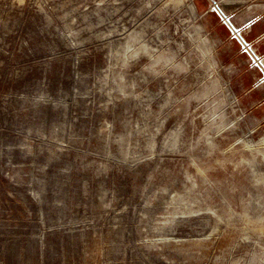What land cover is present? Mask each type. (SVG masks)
I'll list each match as a JSON object with an SVG mask.
<instances>
[{
    "label": "rangeland",
    "instance_id": "374dc122",
    "mask_svg": "<svg viewBox=\"0 0 264 264\" xmlns=\"http://www.w3.org/2000/svg\"><path fill=\"white\" fill-rule=\"evenodd\" d=\"M253 59L264 0H0V264H264Z\"/></svg>",
    "mask_w": 264,
    "mask_h": 264
},
{
    "label": "flooded vegetation",
    "instance_id": "af4514ba",
    "mask_svg": "<svg viewBox=\"0 0 264 264\" xmlns=\"http://www.w3.org/2000/svg\"><path fill=\"white\" fill-rule=\"evenodd\" d=\"M233 37L242 45V47L246 50L247 48L248 49H251L250 45L246 42L244 36L242 35L241 32L235 30V32H233ZM254 60V59H253ZM255 62V65H256V68H258L259 70H261L262 72H264V64L262 63V61H260V64L258 62ZM262 63V65H261Z\"/></svg>",
    "mask_w": 264,
    "mask_h": 264
}]
</instances>
